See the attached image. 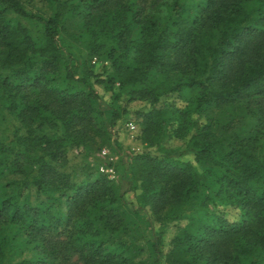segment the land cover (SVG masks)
Masks as SVG:
<instances>
[{
    "label": "trees",
    "instance_id": "1",
    "mask_svg": "<svg viewBox=\"0 0 264 264\" xmlns=\"http://www.w3.org/2000/svg\"><path fill=\"white\" fill-rule=\"evenodd\" d=\"M80 1L90 17L108 13L118 18V31L106 36L112 39L110 49L101 54L116 71L108 78L91 66L83 68L72 48L60 46L59 13L46 18L19 0H0L2 12L10 10L37 29L30 35L21 24L0 16V110L15 114L31 135L20 136L17 126H3L0 119V165L6 153L25 152L36 168L17 188L35 187L53 199L51 190L69 182L57 177L53 163L64 159L68 148L84 147L101 132L93 104L100 99L94 84H103L112 93V126L129 113L120 106L123 97L151 105L138 113L151 147L164 140L174 122L181 138L194 125L184 148L125 155L133 186L137 176L143 183V206L137 210L154 231L153 264H164L165 256L174 264H264V0H173L164 17L148 10L149 0ZM133 20L143 36L136 40L129 30ZM97 45H92L95 54ZM60 66L67 79L88 91L52 88ZM155 73L171 78L166 89L151 86ZM182 97L188 103L178 108L176 100ZM34 124L47 126L51 134L32 138L38 128L32 131ZM183 153L194 154L196 164L178 157ZM12 183L16 181L4 187ZM72 191L66 216L53 205L20 204L19 193L0 199V222H24L29 239L41 242L36 262H15L16 250L0 230V264H145L126 258L127 242L105 241L106 234L130 229L117 210L91 218L90 208L115 202L109 178L100 174ZM227 208L238 209L240 219L228 220ZM98 221L102 231L95 228ZM183 222L165 252L162 226Z\"/></svg>",
    "mask_w": 264,
    "mask_h": 264
},
{
    "label": "rangeland",
    "instance_id": "2",
    "mask_svg": "<svg viewBox=\"0 0 264 264\" xmlns=\"http://www.w3.org/2000/svg\"><path fill=\"white\" fill-rule=\"evenodd\" d=\"M23 6L35 14L42 15L46 18L59 13L63 20L61 25V34L59 37L60 46L72 48V53L76 60L80 62L83 68L92 67L94 72L100 75L101 78H108L115 74L114 67L110 60H106L101 54H105L110 49L112 39H108L110 33L118 31V18L112 14H105L103 17L88 16V10L81 3L80 0H19ZM135 1L136 0H132ZM130 1V3H132ZM173 0H149V11L156 13L158 16L164 17L172 8ZM1 8V7H0ZM0 9V16L7 20L14 21L27 28L30 35H36L37 29L27 20L12 11L7 10L2 12ZM164 15V16H163ZM92 19V21H91ZM130 36L132 40H136L140 33L141 26L137 21L133 20L129 23ZM103 42V44H102ZM98 53L95 54L92 49L93 44H97ZM135 45L130 44L129 49ZM69 50V49H68ZM69 51L65 50V53ZM138 53L130 57V61L134 63V57ZM1 68V67H0ZM60 79L51 83V87L57 90L69 88L73 92H87L88 90L82 83L72 82L65 76L64 69L60 66ZM170 79L161 74H154L151 78V86L156 87L157 90H164L170 84ZM17 82V79H12ZM117 83L116 87H119ZM150 86V87H151ZM100 99L93 104L94 113L93 118L97 124V128L101 131L95 139L89 141L84 147L68 148L64 159L54 162L53 165L57 170V177L65 176L69 182L68 185H59L52 189L53 199H48L37 191L35 187H22L18 189L19 180L23 181L25 175L36 168V164L32 159L28 158L25 152L18 151L14 154L6 153L2 164L0 165V199L10 194L19 193V202L28 200L33 207H41L43 209L54 206L62 216H66L67 197L72 194L74 186L81 184H88L98 179L100 174L107 176L111 182V187L114 192L115 202L109 201L98 203L96 206L90 208L91 218H98L106 215V210L114 208L123 218L124 222L129 226V231L111 236L104 235L105 241L109 245H115L119 241L128 243L125 253L126 258L134 262H144L145 264H153L155 260L154 252V231L150 223L145 219L144 212L137 210L143 206V183L140 177H136L134 186L133 178L129 175L126 168L127 157L126 154H141L151 150L155 153L162 152L163 148L179 149L184 148L187 141L191 138L194 132V125L191 124L190 131L181 137H177L175 132L179 126L174 122L173 128H168V134L157 146H150L144 140L141 122L142 116L138 113L149 111L152 107L146 101H131L126 102L128 97H123L121 105L128 110V114L116 121L114 126L111 125L114 118L113 111L109 106L112 103V93L104 87L103 84H94ZM172 99V98H170ZM169 99V100H170ZM176 99V98H175ZM189 98L182 97L176 100V106L182 108L188 103ZM0 119L3 126L13 124L17 126L20 136L29 138L28 128L20 123L15 114L0 110ZM194 119V116H193ZM195 120V119H194ZM193 120V121H194ZM41 124V121L39 122ZM189 122L186 123L188 125ZM37 126V130L33 129ZM47 126H38L34 124L32 131L34 133L32 138L43 134H51L46 131ZM1 132V131H0ZM183 150V149H180ZM179 158L188 160L196 164V157L194 154L183 153L179 154ZM12 187L5 188L4 185L9 182ZM134 187V188H133ZM148 212H151L149 206L146 207ZM225 216L231 222L240 219V211L234 208H227L224 210ZM159 223H156V230H159ZM183 223L165 224L162 229L165 231V252L169 251L170 242L178 233L177 228L183 226ZM63 228V227H60ZM95 228L102 231L101 222L95 223ZM0 230L3 232L4 241L9 242L15 250V262L27 260L29 263H34L41 257L40 241L30 240L27 233L28 228L26 223H4L0 222ZM179 253V252H178ZM180 255V254H179ZM177 255L176 258H180ZM77 256H74L75 260ZM164 264H174L172 258L164 257Z\"/></svg>",
    "mask_w": 264,
    "mask_h": 264
}]
</instances>
